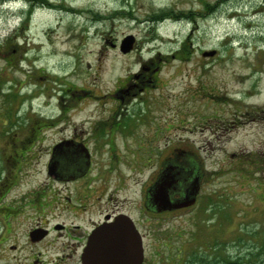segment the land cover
<instances>
[{"label":"rangeland","instance_id":"obj_1","mask_svg":"<svg viewBox=\"0 0 264 264\" xmlns=\"http://www.w3.org/2000/svg\"><path fill=\"white\" fill-rule=\"evenodd\" d=\"M127 36L135 42L123 54L120 46ZM212 50L230 58L224 72L219 65V91L224 90L222 80L230 91L242 89L234 84L245 72L242 63H253L258 56L264 61V0H0V234L5 203L49 188L62 197L68 193L47 171L55 133L46 132L34 144L28 138L38 113L56 112L54 102L46 104L44 92H55L58 80L109 92L119 78L125 80L151 60L159 63L160 73L158 86L150 90L155 97L146 126L179 120L171 123L180 126L172 128L171 139L183 140L186 150L213 173L203 185L204 197L188 209L138 216L140 230L147 234V257H153L149 263L264 264V174L254 169L247 177L236 167L243 152L260 153L264 142H247L239 129L214 143L209 128L195 121L214 109L212 100L198 95V80L209 84L213 71L210 61L197 62ZM17 92L36 97L31 108L29 102L19 108L29 113L28 119L6 114L14 110L13 98L19 102L12 95ZM128 115L133 117L134 109ZM24 150H30L26 159L21 158ZM230 165L234 170H227ZM152 170L155 174L153 166L139 171L135 180L124 175L128 192L137 190L139 204ZM23 210L25 216L32 213L29 207Z\"/></svg>","mask_w":264,"mask_h":264},{"label":"flooded vegetation","instance_id":"obj_2","mask_svg":"<svg viewBox=\"0 0 264 264\" xmlns=\"http://www.w3.org/2000/svg\"><path fill=\"white\" fill-rule=\"evenodd\" d=\"M218 53V50H213V55L201 56L197 62L204 64L210 61L212 66L213 80L204 85L199 79L198 95L212 100L214 109L209 115L196 117L195 121L202 128H209L207 131L215 137L214 143L219 137L230 139L227 136L238 134L239 129H243L247 142H264V61L258 56L253 63H242L245 72L234 78V84L242 85V89L230 91L229 83L222 80L224 90L221 92L215 77L219 65L223 66L224 72L230 58H220ZM157 64L151 60L145 62L139 72L125 80L119 78L109 92L78 88L60 80L55 92H44L46 104L54 102L56 112L53 115L38 113L34 120L31 119L32 138H28L34 144L41 142L46 132L55 133L56 141L50 151L47 171L55 180L64 183L68 193L62 197L57 189L49 188L51 192L36 191L23 201L5 203L0 264H84L93 236L102 228L123 219L132 223L139 232L144 251L142 264H150L153 257H147L148 249L144 245L147 234L140 230L143 226L138 218L188 209L204 197L203 185L213 172L207 171L204 163L186 150L187 144L183 140L171 139L172 128L180 127H173L171 123L180 121L169 119L165 124L152 128L151 125L146 126L152 121L149 117L155 96L150 97V90L158 86L160 67ZM49 78L51 80L50 76L47 80ZM21 88L18 87L19 90ZM18 94L15 93V97H19ZM24 94L19 97V102L13 100L16 102L12 108L15 111L13 118H29V113L19 108L27 102L31 108L36 97L28 99L31 95ZM130 109H134L133 117L137 115L143 119L133 120L128 115ZM139 121L142 127L141 123L137 124ZM29 152L22 151L21 158L26 159ZM253 154L258 155L259 160L258 156L251 159ZM236 156L231 155L232 159ZM152 166L156 168L155 174L152 170L139 204L137 190L133 191L134 195L128 192L131 191L129 179L124 175H132L135 180L134 176L139 171L144 172ZM238 166L247 177L254 169L264 174V149L260 153L243 152ZM233 167L230 165L227 170H234ZM171 181H174L173 186ZM193 183H196L198 193L195 203L187 206L186 199L190 197ZM166 184L170 185L169 191L172 189L173 194L171 190L168 193L170 198L162 204L155 202L156 192ZM223 202L230 205L231 201L225 198ZM25 207L32 210L30 215L25 216ZM101 235L102 246L119 245L117 241H107V234ZM133 244L126 238L124 242L121 240L118 248L127 250V246H131L132 249Z\"/></svg>","mask_w":264,"mask_h":264},{"label":"water","instance_id":"obj_3","mask_svg":"<svg viewBox=\"0 0 264 264\" xmlns=\"http://www.w3.org/2000/svg\"><path fill=\"white\" fill-rule=\"evenodd\" d=\"M135 39L133 36H127L121 44L120 50L123 54H127L132 51L134 46ZM205 56L213 55V52H208L204 54ZM174 185V181H171V186ZM161 186V184H160ZM170 185H167L164 188H161L156 192L153 197L155 202L163 203L165 200L170 198L169 192ZM191 193L190 197L187 200V206H190L195 203L196 195L198 193V188L196 183L192 184L190 187ZM106 235L105 238L107 241L109 239L117 241L119 245L116 247L110 246H102V238L100 235ZM101 235V236H103ZM128 238L130 241H133V246H131L127 250L125 248H118L120 246L121 240L123 242ZM137 242V245H136ZM130 251H134V253H130ZM142 240L139 235V232L134 227L132 223L123 219L117 221L113 226H107L102 228L97 232L96 235L93 236L91 240V245L87 250V254L84 257V264H142L144 259Z\"/></svg>","mask_w":264,"mask_h":264},{"label":"trees","instance_id":"obj_4","mask_svg":"<svg viewBox=\"0 0 264 264\" xmlns=\"http://www.w3.org/2000/svg\"><path fill=\"white\" fill-rule=\"evenodd\" d=\"M13 95V97H15V95L14 94H12ZM15 98H13V100H14ZM9 110L11 109V108H8ZM13 112H15V111H13V110H10V111H8L6 114L9 116V117H13L14 116V113ZM13 113V114H12ZM10 114H12V116L10 115ZM26 150H24V152H25ZM25 159V158H24ZM228 262H230V264H239L238 263V261H236V262H234V261H228Z\"/></svg>","mask_w":264,"mask_h":264}]
</instances>
